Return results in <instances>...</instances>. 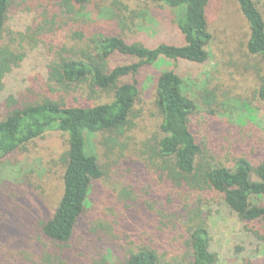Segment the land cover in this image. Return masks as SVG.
Wrapping results in <instances>:
<instances>
[{
    "label": "rangeland",
    "instance_id": "obj_1",
    "mask_svg": "<svg viewBox=\"0 0 264 264\" xmlns=\"http://www.w3.org/2000/svg\"><path fill=\"white\" fill-rule=\"evenodd\" d=\"M252 1L264 21V0ZM61 4L60 0H15L12 5L5 37L9 41L8 34H13L11 39L22 47L24 58L3 79L0 113L9 97L51 98L72 106L107 102L108 96L95 89L54 90L46 83L53 55L82 48L87 38L116 35L148 47L181 42L172 12L147 1L91 0L73 15L65 13ZM206 19L211 34L208 61L141 68L136 77L140 96L129 127L120 136L88 138L104 175L69 250L57 251L39 234L60 198L64 168L59 157L65 151V136L48 133L0 161V264H57L53 257L59 252L73 256L78 264H121L127 252L140 244L155 249L161 264L187 263L186 206L195 208L198 195L187 187L173 188L152 153L159 138L160 115L153 99L158 73L172 70L183 80L185 94L196 106L193 130L205 163L228 166L241 156L252 163L264 160V104L257 97L264 64L246 51L248 27L234 0H212ZM76 32L82 34V42L74 37ZM133 62L114 54L108 65ZM168 194L175 202L170 206L176 217L174 228L159 223L158 208L164 201L166 205ZM200 210L208 216L209 246L216 264H264V241L246 232L224 202L206 203Z\"/></svg>",
    "mask_w": 264,
    "mask_h": 264
},
{
    "label": "trees",
    "instance_id": "obj_2",
    "mask_svg": "<svg viewBox=\"0 0 264 264\" xmlns=\"http://www.w3.org/2000/svg\"><path fill=\"white\" fill-rule=\"evenodd\" d=\"M60 1L67 14L81 12L91 2ZM63 1L67 4H63ZM142 1L172 12L174 26L181 35L179 44L161 42L148 47L140 42H129L121 36H97L87 38L82 48L62 49L53 55L47 66L46 83L50 88L95 89L108 96L107 102L72 106L64 100L51 98L21 101L9 97L4 103L5 111L0 113V161L48 133L65 136V151L59 157L64 168L60 198L50 218L39 228L40 237L57 251L70 249L76 227L89 207L96 184L104 175L98 158L88 145V138L104 134L120 136L129 127L140 96L136 78L139 70L143 67H161L167 62L185 61L204 65L208 61L207 47L211 34L206 12L212 0ZM14 2L0 0V92L4 77L18 67L24 58L22 47L11 39L13 34H8L9 41L5 37L7 17ZM234 2L248 27L246 51L251 56L259 57L264 64L263 18L252 0ZM74 37L79 42L83 40L80 33H74ZM114 54L130 57L134 62L109 67L108 60ZM257 97L264 104V77L257 89ZM153 99L160 115L159 138L155 142L153 156L161 164L165 179L173 188L187 187L198 195L195 208L186 206L189 210L183 226L186 264L217 262L209 246L208 216L200 210L206 203L224 202L246 232L264 241V160L252 163L248 157L241 156L228 166L205 163L193 130L196 106L186 96L184 82L174 71L158 73ZM165 197L166 205L164 201V205L158 208L162 211L159 223L162 228H174L173 220L176 217L175 212L171 213L170 206L175 202L172 194ZM261 200L263 204H258ZM154 203L157 202L154 200ZM157 204L161 205L160 202ZM51 252L46 254L48 260L52 258ZM62 253L53 257L57 264H78L74 263L73 256ZM121 264H161V261L155 249L140 244L135 250L127 252ZM245 264L255 263L246 261Z\"/></svg>",
    "mask_w": 264,
    "mask_h": 264
}]
</instances>
